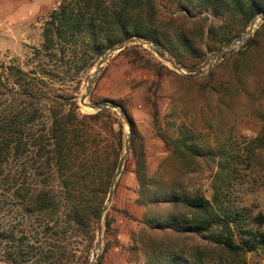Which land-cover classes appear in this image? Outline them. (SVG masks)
Masks as SVG:
<instances>
[{"label":"trees","instance_id":"obj_1","mask_svg":"<svg viewBox=\"0 0 264 264\" xmlns=\"http://www.w3.org/2000/svg\"><path fill=\"white\" fill-rule=\"evenodd\" d=\"M263 15L264 0H59L43 23L40 46L23 64L0 66V264H91L98 217L128 133L117 111L81 113L80 92L101 57L125 40L153 43L158 54L192 74L178 76L137 43L114 57L152 74L141 84L165 150L154 171L126 106L89 95L91 104L119 106L129 122L135 203L148 211L132 237L134 264H203L202 242L232 258L264 246V232L246 229L243 215L183 189L187 176L210 171L217 182L229 167L224 149L215 151L192 130L193 98L213 99L205 108L213 107L218 122L236 120L245 103L255 112L264 98V19L236 54L205 76L193 74ZM173 77L185 85L170 93L161 116L158 93ZM254 144L264 151V138ZM111 211L108 206L102 218L94 264H107L119 247ZM234 233L247 241L236 244Z\"/></svg>","mask_w":264,"mask_h":264},{"label":"rangeland","instance_id":"obj_2","mask_svg":"<svg viewBox=\"0 0 264 264\" xmlns=\"http://www.w3.org/2000/svg\"><path fill=\"white\" fill-rule=\"evenodd\" d=\"M58 1L0 0V66L1 64L21 65L26 61L31 49L40 46L43 23ZM158 1L160 2L161 0ZM254 21H257L255 26H253L255 31L263 21L261 22L259 19ZM238 43H240L239 40ZM244 43L240 44L236 50L229 54L215 57L211 62L212 66L209 72L215 69L224 57L236 54ZM143 47L149 51L147 47ZM149 52L152 53L151 51ZM116 54L107 58L94 77L91 87L92 98L120 101L126 106L135 121L146 164L154 171L165 157V150L162 143L155 137L149 114L150 107L146 102V94L141 84L143 81H151L153 77L148 71L139 70L134 68V66L128 65L127 60L114 59ZM153 55L162 61L155 54ZM213 55L206 57L204 66L200 71L205 72L207 70L210 64L207 59ZM217 60L218 62H216ZM162 62L178 76L186 75V77H192V74L186 73L179 68L174 69L168 63ZM92 71L88 76L87 82ZM208 73L201 76H205ZM262 73L264 76V63H262ZM184 83L179 77H173L164 82V91L158 93V95L162 96V99L158 101L161 116L168 109L170 93L182 88L185 85ZM86 85L87 83L84 84V87ZM84 93L85 89L83 88L80 95L82 96ZM208 102L213 103V99L193 98L189 110L192 130L199 136L200 141L208 144L215 151L221 148L224 149L229 159L227 175L217 182H214L213 179L214 172L206 171L190 175L183 179V189L191 195L203 196L223 212L240 213L246 218V229L264 232V222L259 225L254 221L258 216H262L264 219V151L256 149L254 144V139L264 138V98L256 101L255 112L247 110L245 103L238 108L236 120H224V122H218L214 118L213 107L212 112L211 110H206L205 107ZM85 103L91 104L89 96ZM79 108L81 113H91L90 110L80 105ZM125 132L128 133L127 127ZM127 159L129 161L124 172H121L117 179L119 182L109 205V207H112L110 221L112 222L119 247L111 250L106 259L107 264H134V256L130 251L133 247L132 237L138 235L143 216L148 214L146 209L137 206L135 203L138 190L133 175L135 164L134 159L129 154ZM162 209H165V207L161 206L158 211ZM234 240L236 244L241 245L247 241V238L234 233ZM200 246L207 247L203 264H264V246L258 247L257 250L252 252L239 254L233 258L205 242H202ZM100 252L101 246L98 254Z\"/></svg>","mask_w":264,"mask_h":264},{"label":"water","instance_id":"obj_3","mask_svg":"<svg viewBox=\"0 0 264 264\" xmlns=\"http://www.w3.org/2000/svg\"><path fill=\"white\" fill-rule=\"evenodd\" d=\"M255 19H259L262 22V19H264V15L263 16H257ZM254 19V20H255ZM254 29L251 28V25L249 26L248 30L246 31V33L244 35L241 36V41L240 43H244L245 41H247L249 39V37L252 35ZM132 43H137L140 44L142 46H145L149 49V51H151L153 54H155L157 57H159L162 61L168 63L171 67H173L174 69H177L169 60H167L165 57L161 56L160 54L157 53L156 51V47L153 43L151 42H143L141 40H134V41H130V40H125L122 41L119 45H117L116 47L112 48L111 50H109L103 57H101V59L99 60V62L97 63V65L94 68V71H92L89 80L87 82V85L85 87V93L84 95L81 96L80 100H79V105L90 110L91 112L95 113V112H99L103 109H112L114 111H117V113L122 117L123 121L125 122V124L127 125V127H129V122L127 120V117L125 116V114L120 110V107L109 103V102H101V103H95V104H86L85 100L87 99V97L90 94L91 91V87H92V81L94 79V77L97 75L98 71L100 70V68L102 67V65L106 62L107 58L115 53L120 52L121 50H123L126 46L131 45ZM234 43V41L232 43H230V45L216 53L213 56L208 57L207 61H209V66L207 68V70L205 72L200 71L197 72L195 74H193V76H201L204 75L205 73L209 72L210 67L212 66L211 62L215 59V57L217 56H223L226 54H229L230 52H233L234 50H231V46ZM218 62V60L216 61ZM129 129H128V137L127 140L125 142L124 145V154L123 157L119 160L118 166H117V170L112 178V182H111V188L106 200V203L104 205V207L102 208L99 217H98V221H97V242L93 248L92 251V256H91V264H94L97 254L99 252V248L101 246V223H102V218L103 215L105 213V211L107 210L108 206L111 203L113 194L115 192L116 186H117V179L121 174L122 168L127 160L128 154H129V143H130V139H129Z\"/></svg>","mask_w":264,"mask_h":264},{"label":"bare ground","instance_id":"obj_4","mask_svg":"<svg viewBox=\"0 0 264 264\" xmlns=\"http://www.w3.org/2000/svg\"><path fill=\"white\" fill-rule=\"evenodd\" d=\"M256 22H257V21H254V22L251 24V28H252V29H253V26H255ZM239 45H240V43H238V42L235 41V42L232 44L231 49L236 50V49L239 47Z\"/></svg>","mask_w":264,"mask_h":264},{"label":"built area","instance_id":"obj_5","mask_svg":"<svg viewBox=\"0 0 264 264\" xmlns=\"http://www.w3.org/2000/svg\"><path fill=\"white\" fill-rule=\"evenodd\" d=\"M248 30V29H247ZM244 35V34H243ZM239 41H241V38H240V40ZM238 42V41H237ZM241 44V43H240Z\"/></svg>","mask_w":264,"mask_h":264}]
</instances>
